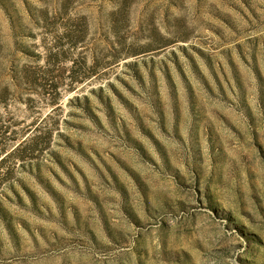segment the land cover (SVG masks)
Here are the masks:
<instances>
[{
  "label": "rangeland",
  "instance_id": "obj_1",
  "mask_svg": "<svg viewBox=\"0 0 264 264\" xmlns=\"http://www.w3.org/2000/svg\"><path fill=\"white\" fill-rule=\"evenodd\" d=\"M0 264H264V0H0Z\"/></svg>",
  "mask_w": 264,
  "mask_h": 264
}]
</instances>
